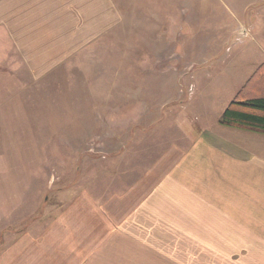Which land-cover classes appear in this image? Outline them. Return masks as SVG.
I'll return each mask as SVG.
<instances>
[{
  "label": "rangeland",
  "instance_id": "1",
  "mask_svg": "<svg viewBox=\"0 0 264 264\" xmlns=\"http://www.w3.org/2000/svg\"><path fill=\"white\" fill-rule=\"evenodd\" d=\"M113 2L109 19L52 29L49 61L0 35V252L215 127L264 63V0Z\"/></svg>",
  "mask_w": 264,
  "mask_h": 264
},
{
  "label": "crops",
  "instance_id": "2",
  "mask_svg": "<svg viewBox=\"0 0 264 264\" xmlns=\"http://www.w3.org/2000/svg\"><path fill=\"white\" fill-rule=\"evenodd\" d=\"M113 6L0 0V35L11 52L49 61L52 29L109 19ZM221 115L125 190L103 201L75 195L52 222L15 236L0 264H264V135L221 126Z\"/></svg>",
  "mask_w": 264,
  "mask_h": 264
},
{
  "label": "trees",
  "instance_id": "3",
  "mask_svg": "<svg viewBox=\"0 0 264 264\" xmlns=\"http://www.w3.org/2000/svg\"><path fill=\"white\" fill-rule=\"evenodd\" d=\"M219 124L264 135V63L237 92L222 113Z\"/></svg>",
  "mask_w": 264,
  "mask_h": 264
}]
</instances>
